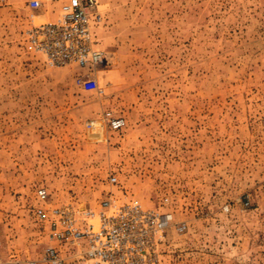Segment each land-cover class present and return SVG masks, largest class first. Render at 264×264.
I'll return each instance as SVG.
<instances>
[{
  "label": "rangeland",
  "instance_id": "374dc122",
  "mask_svg": "<svg viewBox=\"0 0 264 264\" xmlns=\"http://www.w3.org/2000/svg\"><path fill=\"white\" fill-rule=\"evenodd\" d=\"M98 2L97 96L74 84L84 71L28 48L25 0H0V258L22 264L50 244L34 208L111 193L184 223L158 264H264V0ZM104 110L124 128L86 143Z\"/></svg>",
  "mask_w": 264,
  "mask_h": 264
},
{
  "label": "built area",
  "instance_id": "2783aa9c",
  "mask_svg": "<svg viewBox=\"0 0 264 264\" xmlns=\"http://www.w3.org/2000/svg\"><path fill=\"white\" fill-rule=\"evenodd\" d=\"M29 27L24 31L29 49L40 54L48 67L73 66L84 71L74 77L82 92L102 94L95 73L105 65L106 53L98 45L96 28L104 18L98 0H25ZM37 17L44 22L34 24ZM92 24V25H91ZM124 120L109 110L85 122L83 139L88 144L106 141V134L118 132ZM108 183H116L114 177ZM38 202L47 199L43 188L34 191ZM162 196L161 204L167 203ZM34 220L48 225L49 245L38 259L22 264H158V246L165 232L185 229L183 222H174L167 210L146 209L133 200L118 202L107 193L94 208L60 206L53 209L36 207ZM0 258V264H14Z\"/></svg>",
  "mask_w": 264,
  "mask_h": 264
}]
</instances>
